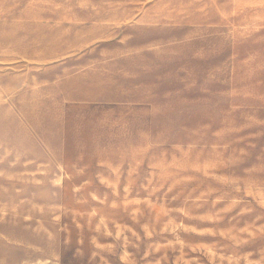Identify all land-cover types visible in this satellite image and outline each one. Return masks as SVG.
Masks as SVG:
<instances>
[{"label": "rangeland", "instance_id": "1", "mask_svg": "<svg viewBox=\"0 0 264 264\" xmlns=\"http://www.w3.org/2000/svg\"><path fill=\"white\" fill-rule=\"evenodd\" d=\"M0 264H264V0H0Z\"/></svg>", "mask_w": 264, "mask_h": 264}]
</instances>
